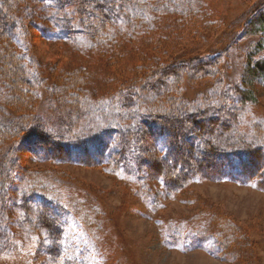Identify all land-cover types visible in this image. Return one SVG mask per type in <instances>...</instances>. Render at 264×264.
Here are the masks:
<instances>
[{"label":"trees","instance_id":"obj_1","mask_svg":"<svg viewBox=\"0 0 264 264\" xmlns=\"http://www.w3.org/2000/svg\"><path fill=\"white\" fill-rule=\"evenodd\" d=\"M68 1L77 14V27L68 24V17L61 13L67 34H80L78 37H85L91 46L98 48L109 44L108 35L114 40L119 37L133 40L147 34L151 28L144 27L142 14L148 17L153 11L173 13L168 9L171 5L184 6L186 11L195 3V0ZM39 2L43 0L34 1ZM59 2L57 10H63L66 0ZM29 5L27 0H0V256L18 247L12 233L15 228L37 240L45 264H70L62 257L65 224L61 217L66 213L65 208L54 188L24 171L23 152L35 155L37 161L54 165L64 161L96 164L110 173L118 169L129 172L133 178L140 173L143 179L158 185V191L155 185L160 195L157 198L172 194L173 189L187 187L195 178L228 179L264 191V116L252 110L258 101L248 82L253 79L264 83V0L256 2L244 31H239L235 39L234 50L238 51L243 65L241 79L225 87L221 81L224 75L218 74L216 85L221 84L217 88L222 92L219 105L213 108L218 116H205L197 105L183 101L178 87L184 78L194 81L203 74L210 77L217 74V56L182 57L147 65L144 75L126 81L119 97L123 103L119 109L126 108V117L121 119L117 114L119 120L115 121L110 111L107 117L101 111V125L93 126L85 136L84 131H72V121L81 117L83 106L81 72H60L55 82L58 87L54 90L46 85L44 76L26 63L25 54L18 47V43L26 47L29 28L46 31V20H58L57 14L47 12L44 5V14L39 13L35 20L33 5ZM144 90L154 99L140 97ZM43 92L56 100L51 107L55 120L37 115ZM139 105L145 109L134 115L128 111ZM245 118L248 119L245 121ZM127 121L131 125L124 123ZM194 138L195 145L191 142ZM157 144L164 145L165 149L157 150ZM76 150L84 155L83 159L68 155ZM195 151L199 154L196 162L191 161ZM216 160L219 161L215 166L219 168L217 172L213 169ZM130 162L135 168L127 171L131 169ZM152 196L156 198L155 193ZM226 219L225 216L205 218L211 224V232L204 241L205 252L214 256L233 254L230 246L236 236L232 231L231 236L226 226L222 227L231 223ZM234 226L232 223L231 230ZM37 233L41 234L39 238Z\"/></svg>","mask_w":264,"mask_h":264},{"label":"rangeland","instance_id":"obj_2","mask_svg":"<svg viewBox=\"0 0 264 264\" xmlns=\"http://www.w3.org/2000/svg\"><path fill=\"white\" fill-rule=\"evenodd\" d=\"M34 1L27 0L29 6L33 5L35 20L39 13L44 14L43 5L47 6V12L56 13L58 20H46V31L29 28L26 47L20 43L18 47L24 52L26 63L44 76L46 85L54 90L60 72H81L83 106L81 117L72 121V131H84L85 136L93 126L101 125V111L105 117L110 111L115 121L119 120L117 114L121 119L126 117V108L119 109L123 104L119 98L121 86L126 81L144 75L147 65L182 57L217 56V74L211 77L203 74L194 81L184 78L178 87L183 101L197 105L205 116H218L213 111L222 92L217 88L221 84L216 85L218 74L224 75L221 81L225 87L241 79L243 65L238 51L234 50L235 39L239 31H244L258 0H195L186 11L184 6L171 5L168 9L173 13L153 11L151 16L141 15L144 27L151 28L147 34L133 40L124 37L114 40L108 35L109 44L103 48L91 46L85 37H78L80 34H67L61 13L68 17V24L77 27V14L68 0L63 10H57L59 0H43L39 5ZM175 11L183 13L175 14ZM248 82L258 101L252 110L264 116V83L253 79ZM145 91L148 90L140 93V97L154 99ZM42 95L37 115L55 120L51 107L56 100L44 92ZM138 107L128 111L134 115L145 109ZM124 123L131 125L129 121ZM191 142L195 145L197 139ZM156 149L163 151L165 146L157 144ZM71 153L68 155L73 158H84L80 150ZM197 155L195 151L191 161H198ZM218 163L216 160L213 168L216 172ZM21 164L36 181L42 184L46 181L54 188L65 208L66 213L61 217L65 224L62 257L70 264H264V191L248 183L195 178L187 187L173 189L172 194L157 198L158 185L143 179L140 173L133 178L129 172L118 169L110 173L96 164L64 161L54 165L37 161L30 152H23ZM130 164L127 171L135 168L133 162ZM154 193L156 198L152 196ZM215 216H225L231 222L222 227L226 226L229 234L232 231L236 236L227 246L232 243L233 254L214 256L203 248L206 234L211 232V224L205 218ZM232 223L235 226L231 230ZM12 231L18 247L0 256V264L46 263L43 250L33 236L15 228ZM36 236L39 238L41 234Z\"/></svg>","mask_w":264,"mask_h":264}]
</instances>
